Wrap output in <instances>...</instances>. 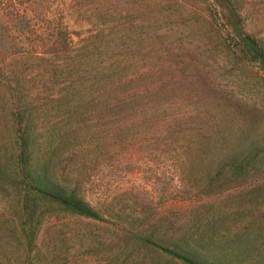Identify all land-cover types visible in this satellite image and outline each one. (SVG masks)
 I'll list each match as a JSON object with an SVG mask.
<instances>
[{
  "label": "rangeland",
  "instance_id": "1",
  "mask_svg": "<svg viewBox=\"0 0 264 264\" xmlns=\"http://www.w3.org/2000/svg\"><path fill=\"white\" fill-rule=\"evenodd\" d=\"M244 2L248 31L264 39V0ZM37 6L15 9L34 21V30L41 33L44 23L38 19L49 22L60 16L70 32L82 33L81 37L105 29L119 38L121 59L140 74L161 71V80L181 83L172 69L184 59L187 72L199 78L195 88L186 85L184 97L197 99V108L190 106L189 113L199 110L222 137L242 145L251 164L244 177L248 188H236L218 200L201 222L200 233L206 243L212 240L211 254L226 264H264V73L238 62L229 49L218 45L220 39L207 31L206 5L199 0H52L47 8L37 10ZM8 23L7 34L18 35L14 24ZM90 58L97 60V55ZM77 61L15 56L6 59L0 71V264H185L152 247L125 243L109 226L79 217L58 203L41 197L26 199L27 193L13 179L21 145L19 115L35 155L58 156L57 146L67 144L65 132H79L90 146L96 143L91 133H105L102 112L87 107L84 114L74 116L80 103L60 100V89L74 82L79 64L87 65ZM97 140L103 142L102 137ZM142 154L134 144L129 152L124 150L119 160L131 169L111 179L105 162L99 160L91 169L103 184L88 192L74 187L69 191L97 209L99 193L124 200L133 194L138 202L150 195L156 207L171 209L174 219L178 213L172 209L179 203L171 199H186L182 177L171 173L180 166L166 153V159L153 155L146 160ZM26 232L35 234L31 248Z\"/></svg>",
  "mask_w": 264,
  "mask_h": 264
},
{
  "label": "trees",
  "instance_id": "2",
  "mask_svg": "<svg viewBox=\"0 0 264 264\" xmlns=\"http://www.w3.org/2000/svg\"><path fill=\"white\" fill-rule=\"evenodd\" d=\"M51 1L0 0V71L6 59L15 56L87 63L83 68L77 61L80 69L73 73L75 80L60 89L59 97L80 103L74 116L84 114L87 107L96 108L103 113L107 128L105 133L96 130L90 134L96 141L91 146L85 143L86 136L69 131L62 134L68 145L57 146L58 156L35 155L23 116L19 115L17 138L21 145L13 179L27 193L26 199L33 196L58 203L79 217L109 226L125 243L152 247L185 264H226L211 254L215 247L211 239L206 243L200 224L218 200L230 196L236 188H248L244 177L250 171L249 153L233 138L222 137L198 109L189 113L190 106L197 108V99L184 97L186 85L195 88L199 78L187 72L183 58L172 69L182 82L163 81L161 71L140 74L133 64L122 60L119 38L105 29L81 37L82 33L70 32L60 16L49 22L38 19L44 23L41 33L34 30V21L21 17L15 9L38 5V10L47 8ZM199 1L206 5L207 31L220 39L218 45L229 49L238 62L264 73V39L248 31L244 0ZM9 20L18 35L7 34ZM94 54L97 60L90 58ZM97 137L103 142L98 143ZM133 144L145 152L142 159L153 155L166 159V153L179 164L171 173L182 177L186 199H171L179 203L176 210L172 209L178 213L174 219L170 218L171 209L156 207L150 195L138 202L133 194L124 200L99 193L97 209L69 191L74 187L88 192L103 184L95 180L91 169L99 160L105 162L108 179L126 173L131 166L121 163L119 156L124 150L129 152ZM178 169L181 173L176 172ZM104 182L108 184L107 179ZM133 207L137 209L133 211ZM34 235H25L30 248Z\"/></svg>",
  "mask_w": 264,
  "mask_h": 264
}]
</instances>
